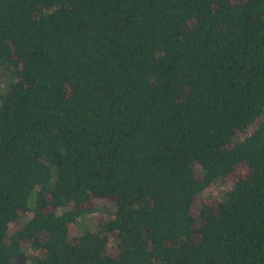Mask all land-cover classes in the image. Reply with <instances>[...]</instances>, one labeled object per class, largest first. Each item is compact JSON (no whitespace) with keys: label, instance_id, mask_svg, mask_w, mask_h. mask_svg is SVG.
Here are the masks:
<instances>
[{"label":"trees","instance_id":"16d2710c","mask_svg":"<svg viewBox=\"0 0 264 264\" xmlns=\"http://www.w3.org/2000/svg\"><path fill=\"white\" fill-rule=\"evenodd\" d=\"M0 264H264V0H0Z\"/></svg>","mask_w":264,"mask_h":264},{"label":"rangeland","instance_id":"374dc122","mask_svg":"<svg viewBox=\"0 0 264 264\" xmlns=\"http://www.w3.org/2000/svg\"><path fill=\"white\" fill-rule=\"evenodd\" d=\"M9 90V85L7 83L3 84V92H6ZM231 188V185L229 184H222L219 182H214L211 184L205 191H203L198 199L197 205L199 206L202 202V200L212 199L217 196H223L226 194V192ZM98 209L87 215L84 219L80 221V224H77L75 229L79 231V229L82 226H88L93 231H100L101 230V222L109 216V214L115 210L114 204L112 202H109L107 200H101L98 199L96 201ZM15 226H12L11 232L15 230ZM108 237V250H112L113 247L116 245V241L113 238V236L110 233H106Z\"/></svg>","mask_w":264,"mask_h":264}]
</instances>
